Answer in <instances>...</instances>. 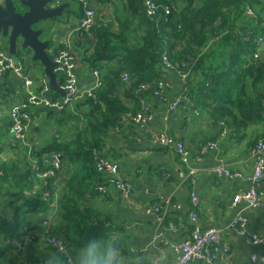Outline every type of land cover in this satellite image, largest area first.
I'll use <instances>...</instances> for the list:
<instances>
[{
	"label": "trees",
	"instance_id": "16d2710c",
	"mask_svg": "<svg viewBox=\"0 0 264 264\" xmlns=\"http://www.w3.org/2000/svg\"><path fill=\"white\" fill-rule=\"evenodd\" d=\"M122 1L123 5L114 4L117 27L94 28L95 40L77 45L83 60L99 71L103 81L95 91L97 100L74 102L78 112H64L60 122L69 131H62L51 145L59 153L63 168L70 165L74 172L64 194L59 195L64 222L47 235L54 237L58 230L68 246H79L91 237L111 236L112 230L105 226L107 220L87 205L88 195L94 196L96 190L99 193L97 157H108L110 133L116 128L124 127L130 134L132 125L125 126L123 118L134 116L143 102L152 101L150 92L140 90L141 86L164 75L172 81L163 63L165 51L176 65V73L182 62L188 63V82L182 91L212 121L228 124L242 134L263 119L264 50L255 55L259 39L264 37V0H154L171 9L168 22L164 21L163 7L150 18L145 0ZM248 7L253 16L246 14ZM124 72L131 75L126 87L121 85ZM52 97L60 98L57 93ZM189 101L186 98L180 110L189 109ZM52 153L47 147L35 148L30 155L25 152L23 167L0 161V264L6 255L3 242L41 241L35 230H46L43 221L52 214L58 187L56 179L40 177L51 168ZM35 165L40 169L36 171ZM32 259L27 262L39 264V259Z\"/></svg>",
	"mask_w": 264,
	"mask_h": 264
},
{
	"label": "crops",
	"instance_id": "0c3cea01",
	"mask_svg": "<svg viewBox=\"0 0 264 264\" xmlns=\"http://www.w3.org/2000/svg\"><path fill=\"white\" fill-rule=\"evenodd\" d=\"M61 3L68 5L64 19H56V22H51L45 29L42 39L51 42L48 53L54 58L55 54L63 48L67 36L72 34L74 51L80 58L77 68L79 83L87 85L93 78V69L83 60L80 50L77 48L79 40L73 33L78 26L80 16H71L66 19L72 4L70 1ZM116 3L124 4L122 0H93L98 20H106L107 27L118 26L114 12ZM77 5L80 13L81 6L78 3ZM100 7L105 11L103 12ZM0 40L7 46L0 47V49L10 54L8 41H3L1 38ZM82 42L84 41L80 43ZM36 65L42 67L39 63ZM24 70L26 71L25 67ZM26 74L34 82V91H39L42 80L48 79L44 72L42 77L27 71ZM168 75H170L168 77L173 84L169 95H171L170 98H173L176 92L182 91V85L174 74ZM53 93L59 94L60 98L58 99L63 98L61 93L54 91L50 92L51 97ZM26 96L22 80L12 75L0 78V161L12 164L20 163V167L25 164L22 161L23 154L29 152L30 155V151L35 148L39 150L47 147L53 151L52 157L58 155L59 153L51 145L61 137L62 131H69L66 129L67 127L60 126L61 120L65 117L64 112H78L76 105H73L76 101L62 112L44 106L28 105L33 119L28 134V146L22 143L19 146L11 131L9 111L16 102H26ZM151 98L154 118L145 126L139 127L134 124L132 116L127 117L125 126L132 125L130 134L120 126L119 131L110 133V144L106 149L107 158L119 164L122 176L132 185L133 193L130 200H122L119 192L114 187H109L107 194H99L96 190L94 196L88 195L87 205L96 214L99 213L102 219L107 220L105 226L112 230L113 238L122 242L124 255L130 261H135L137 257H140L141 264H150L154 254L167 252L174 264L178 254L170 244L178 243L189 237L197 225L202 229L214 227L223 230L212 264H246L253 253L263 255L264 243L253 244L251 235L256 234L264 238V187L261 189L263 192L262 205L258 208H248L244 202L238 200V194L248 191L252 187L248 181L254 163L250 148L264 139V118L262 117L263 119L259 120V123L253 124L247 131H242V134H239L238 131L235 132L236 129L228 124L215 123L208 115L201 113V117L196 118L186 108L171 115L169 121L166 122L163 117L167 103L159 102L153 96ZM73 115H77V113ZM152 131L168 132L175 139L184 140L190 151L189 162L183 164L171 148L155 146L150 136ZM209 140L217 142L216 150L209 154H201V147ZM12 151H16L15 155ZM219 159H223L224 163L233 171L239 172L241 177L216 176L214 167ZM34 168L40 169L37 165ZM191 170L199 172L194 183L190 182L189 177H182V173L188 175ZM73 172V168L65 164L63 170L56 176V180L54 179L58 187H56V198L51 210L53 225L50 229L55 226L59 229L64 222L59 211V195L64 194L63 190ZM99 174L101 182L104 183L105 176ZM192 194H195L199 199V205L195 209L196 221L190 217L194 210ZM167 199L170 200L169 205L165 204ZM156 204H161V215L146 213L149 207ZM242 210L248 218L246 234L229 229L230 224ZM163 214L164 216L161 217ZM172 225L179 226L180 231L175 233L172 230ZM35 231L36 234H40L41 241L33 244L26 243L23 250L18 251L15 245L2 243L5 248L2 251L6 250L3 264H24L30 258H37L39 264H43L47 254L58 251L54 245L47 242L49 236L45 229L39 227ZM53 236L62 242L61 232L57 230ZM196 264L205 263L197 262Z\"/></svg>",
	"mask_w": 264,
	"mask_h": 264
},
{
	"label": "built area",
	"instance_id": "2783aa9c",
	"mask_svg": "<svg viewBox=\"0 0 264 264\" xmlns=\"http://www.w3.org/2000/svg\"><path fill=\"white\" fill-rule=\"evenodd\" d=\"M81 6V17L78 21V26L74 30V35L80 41H94L95 35L93 34L94 28L97 27H107V21L98 20L97 11L93 6V0H76ZM146 12L150 18L156 16L158 8L163 7L164 9V21L168 22V15L171 13V9L168 6H160L154 0H145ZM246 14L248 16H253V10L248 7L246 9ZM260 47L255 55L258 57L260 51L264 50V37L259 39ZM168 51L164 52V65L167 74H174L179 78L180 82L187 85L188 73L186 72L187 62L181 63V68L178 69L176 73V65H174L169 58H167ZM80 61L79 56L74 51V46L72 42V34L68 35L63 48L60 49L54 56L53 62L56 64L55 73L57 75V83L60 88L66 92V96L61 99L54 100L50 92L52 91L49 85L48 79H44L41 82V87L39 91H34L33 80L26 74L24 70V65L22 61H17L6 51L0 49V78L7 75H12L24 83V89L26 91V102H16L10 109L9 115L11 119V131L15 136V140L28 146V134L30 126L32 124V115L28 110V105L30 106H44L50 109H56L62 112L67 106L72 105L74 101H78L84 98H93L97 100L95 91L102 87L103 81L100 77L98 70H93V78L87 85H82L79 83L77 76V68L79 67ZM131 82V75L128 72H124L121 75V85L126 87L129 86ZM173 87L172 81L164 75L161 79H158L152 83L143 84L140 90H145V92H150V96L155 97L160 101H165L167 103L164 121H169L170 116L177 114L182 107H184V102L187 99L190 101L189 109L194 107L191 111L196 118L201 117V112L197 110L194 103L186 95L185 91L178 92V96L170 98L169 91ZM153 102V100H152ZM152 102H143L141 109L132 116L133 122L136 126L143 127L147 122L154 118V109ZM155 102V101H154ZM1 114V111H0ZM264 118V112L262 113ZM128 120L123 118L122 123ZM121 127L116 128L115 131H119ZM152 138V143L157 147L171 148L179 156L181 162L186 164L190 160V151L188 150L185 141L182 139L174 138L168 132H158L152 131L150 134ZM217 148V142L214 140L207 141L201 147V154H209L215 151ZM251 158L253 159V171L248 177V181L252 184L251 189L248 191H243L238 194V200L244 202L248 208H258L262 205L263 192L261 189L264 187V139L260 140L256 146L250 150ZM53 155V154H52ZM51 167L49 170L40 174V177L56 179V176L63 170V165L58 155L52 157V161L49 163ZM97 171L105 176L103 181L98 184V192L100 194H107L109 187H114L118 192L122 200L128 201L133 193V188L131 183L126 180L121 173V168L118 163L110 160L105 156L97 157L96 164ZM39 169H36V171ZM199 172L197 170H191L188 175L182 173V177H189L190 182L194 183L196 181V175ZM214 173L218 177L226 178H239L241 174L237 171H233L226 165L223 159H219L214 167ZM46 198L50 199V193H46ZM166 205L170 204V200L165 201ZM192 204L194 210L191 212L190 217L192 220L196 221L197 214L196 208L199 205V199L195 194H192ZM53 207V203L51 204ZM178 207V205H176ZM146 213H155L158 215L162 214L161 204H156L149 207ZM52 214L45 218L43 221L46 232L50 230L52 225L51 220ZM164 214L161 216L163 217ZM162 219V218H161ZM248 218L244 211L242 210L233 222L230 224L229 229L238 230L241 234H246V227L248 223ZM172 230L177 233L180 231L179 226L172 225ZM223 230L218 228L209 227L202 229L197 225L189 237L178 242L171 243L170 246L177 252L178 257L174 264H196L197 262H203L205 264H212L216 257V252L218 251V244L220 242ZM47 242L51 243L56 247L57 250L62 246V242L55 237H48ZM251 242L253 244H263L264 238L260 235L252 234ZM27 239L24 242L15 241V246L18 251L23 250ZM24 264H29L27 261ZM30 264H35L31 261ZM246 264H264V254L260 255L258 253H253L250 256L249 262Z\"/></svg>",
	"mask_w": 264,
	"mask_h": 264
},
{
	"label": "water",
	"instance_id": "95a60500",
	"mask_svg": "<svg viewBox=\"0 0 264 264\" xmlns=\"http://www.w3.org/2000/svg\"><path fill=\"white\" fill-rule=\"evenodd\" d=\"M67 8V3L60 0H0V38L8 41L11 56L21 52L30 56L33 63H39L51 90L62 97L66 92L57 83L56 64L48 53L51 42L42 37L51 22L64 19ZM63 244L66 243L62 241Z\"/></svg>",
	"mask_w": 264,
	"mask_h": 264
},
{
	"label": "clouds",
	"instance_id": "9594fccd",
	"mask_svg": "<svg viewBox=\"0 0 264 264\" xmlns=\"http://www.w3.org/2000/svg\"><path fill=\"white\" fill-rule=\"evenodd\" d=\"M43 264H141V258L128 260L122 242L106 236L88 238L79 246L63 244L57 252L47 254ZM150 264H172V258L167 252H158Z\"/></svg>",
	"mask_w": 264,
	"mask_h": 264
},
{
	"label": "rangeland",
	"instance_id": "374dc122",
	"mask_svg": "<svg viewBox=\"0 0 264 264\" xmlns=\"http://www.w3.org/2000/svg\"><path fill=\"white\" fill-rule=\"evenodd\" d=\"M70 3L72 4V8L70 9V12H67V17H66V19H68V17H71V16H75V17H78V15L81 13V11H80V13H79V6L77 5V1L76 0H70ZM77 6H78V8H77ZM100 9L104 12L105 10H103L101 7H100ZM97 11V10H96ZM61 20V19H60ZM57 21V20H56ZM55 21V22H56ZM46 40V39H45ZM0 47L1 48H4V47H7L6 46V44H4L1 40H0ZM14 59L15 60H17V61H20V59H21V61L23 62V64H24V67H25V69H26V71L28 72V73H33V74H35V75H38V76H40V77H42L43 76V72H44V69L42 68V67H39L38 65H36V64H38V63H33L32 61H31V57L30 56H28V55H25V54H23V53H21L20 52V54H17L16 55V57H14ZM40 77H38V78H40ZM204 115V114H203ZM39 124V123H38ZM37 124V125H38ZM10 138H11V136H10ZM2 142L4 141V140H1ZM22 148V147H21ZM24 149V148H23ZM12 152H14V155H15V152L16 151H12ZM29 228V227H28ZM10 245H15V241L14 240H11L10 242H8ZM30 260H33L32 258H30Z\"/></svg>",
	"mask_w": 264,
	"mask_h": 264
}]
</instances>
